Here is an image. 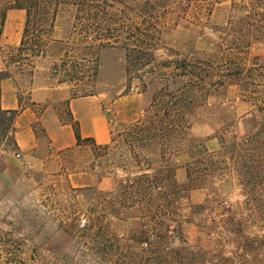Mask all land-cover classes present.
Here are the masks:
<instances>
[{"label":"trees","instance_id":"16d2710c","mask_svg":"<svg viewBox=\"0 0 264 264\" xmlns=\"http://www.w3.org/2000/svg\"><path fill=\"white\" fill-rule=\"evenodd\" d=\"M219 2L0 0V51L9 11L22 10L25 22L17 48L22 55H99L119 49L126 55L128 81L138 80L143 91L151 93L143 115L123 124L106 145L82 138L78 124L71 125L76 146L90 142L94 162L106 168L98 181L109 176L116 180L109 192L94 188L102 198L101 210L120 221L134 222L126 235L118 236L105 224L104 213L92 215L88 228L78 232L84 264H257L264 238L250 233L249 225L264 208L259 198L264 192V57H250V51L254 42L264 41V0H235L227 24L212 28L219 39L214 50H193L181 57L171 51L176 57L164 60L156 56L162 25L170 15L187 16L195 11L208 20ZM63 7L75 10L74 37L56 40L52 34ZM70 43L74 44L71 48ZM11 77L8 68L0 71V133L18 149L13 132L20 111L1 107L2 82ZM93 79V72L66 74L60 83ZM231 81L254 109L244 119L243 135L237 134L234 122L224 121V135L216 132L210 138L218 139L221 148L210 151L206 145L210 139L190 140L194 120L199 109L209 107V98ZM225 134L230 136L227 142ZM181 154L187 156L186 183L179 182L178 165L172 160ZM222 154L227 158L221 159ZM103 158L106 161L99 162ZM222 168L235 172L243 180L245 194L256 197L245 202L250 215L228 208L226 218L208 219L205 212L213 213L218 203L209 198L204 205L189 202L190 191L215 186ZM189 225L212 237L210 249L189 243L185 236ZM18 260V249L0 245V264H19Z\"/></svg>","mask_w":264,"mask_h":264},{"label":"rangeland","instance_id":"374dc122","mask_svg":"<svg viewBox=\"0 0 264 264\" xmlns=\"http://www.w3.org/2000/svg\"><path fill=\"white\" fill-rule=\"evenodd\" d=\"M234 1L220 0L208 20L198 17L195 11L187 16L170 15L162 25L163 38L156 53L157 58L164 60L176 57L174 52H178L180 55L177 56L181 57L193 50H214L219 39L212 28H221L227 24ZM11 11L1 40L0 61L5 63L14 78L17 89L14 94L19 102L23 105L31 104L32 81L36 75H40L48 85L57 87L63 84L55 89L56 102L53 103L61 124H78L80 129L78 120H74L69 113V100L86 97L100 100L111 137L123 128V124L143 115L150 104L151 93H145L138 80L132 83L128 81L124 51L111 49L99 55H45L37 58L22 55L17 51L20 43L14 45L13 42L17 33L22 36L25 12L19 18L12 16L17 13L15 10ZM74 22L75 10L70 7L61 8L52 38L72 39ZM11 25L14 30L9 33ZM72 46L74 44L70 43L69 47ZM250 52V57H264V41L254 42ZM92 72L93 82L60 83L63 75H88ZM139 73L142 71L139 70ZM208 103V108L197 111L190 140L210 139L216 132L219 136L224 135V121L234 122L237 134H244V119L254 107L240 95L238 85L229 82L224 89L211 96ZM1 107L6 110L2 100ZM34 126L38 137L37 147L26 154L16 149L10 138L3 139L0 133V245L7 244L18 249L19 264H84V253L77 242L78 232L88 228L92 215L94 217L100 212L104 213L105 224L118 236L126 235L134 222L120 221L111 217L108 210H101L102 198L95 194L94 188L102 193L109 192L116 180L109 176L98 181V176L106 168L94 162V149L90 142L66 150H55L50 145L44 124L38 122ZM15 131L14 123V134ZM229 138L225 134L226 142ZM206 145L210 151L221 148L218 139H210ZM121 150L128 155L124 148ZM220 158L225 159L227 155L222 154ZM172 160L178 165L179 182L186 183L184 163L187 156L173 155ZM100 161L104 162L106 158ZM119 176H123L120 171ZM242 181L235 172L226 173L222 168L214 187L208 184L205 188L192 190L188 200L194 205H204L208 198L218 203L213 213L205 212L208 219L213 216L226 218L228 208L244 216L250 215L245 202L256 197L245 194ZM259 198L264 201V192ZM262 212L259 219L249 225V231L264 238V208ZM185 236L192 245L207 250L211 248L212 237L206 231L189 225L185 229ZM258 253L257 264H264V245H261Z\"/></svg>","mask_w":264,"mask_h":264},{"label":"crops","instance_id":"0c3cea01","mask_svg":"<svg viewBox=\"0 0 264 264\" xmlns=\"http://www.w3.org/2000/svg\"><path fill=\"white\" fill-rule=\"evenodd\" d=\"M17 13L12 16L21 18L22 10H15ZM12 12V11H10ZM22 27V25H20ZM24 28V27H23ZM21 29V28H20ZM13 29L9 27V33ZM16 34L14 45L21 42ZM6 70V65L0 61V71ZM14 78H8L2 82V105L6 110H19L15 120L16 131L14 134L18 149L26 154L37 147L38 137L35 132V124L42 122L50 140V145L55 150H66L76 147L77 141L71 124H61L54 109L55 89L60 88L48 85L40 75H36L32 81L29 105L19 102L14 86ZM14 94V95H13ZM69 113L78 120L80 124V134L82 138H93L98 145L110 143L111 136L108 128V120L104 114L100 100L95 97L69 100Z\"/></svg>","mask_w":264,"mask_h":264},{"label":"built area","instance_id":"2783aa9c","mask_svg":"<svg viewBox=\"0 0 264 264\" xmlns=\"http://www.w3.org/2000/svg\"><path fill=\"white\" fill-rule=\"evenodd\" d=\"M84 226V224H82V227Z\"/></svg>","mask_w":264,"mask_h":264}]
</instances>
